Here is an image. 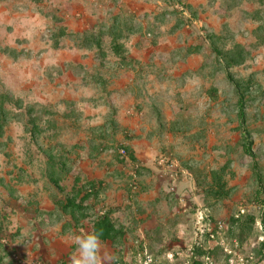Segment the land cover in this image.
<instances>
[{
    "label": "rangeland",
    "instance_id": "1",
    "mask_svg": "<svg viewBox=\"0 0 264 264\" xmlns=\"http://www.w3.org/2000/svg\"><path fill=\"white\" fill-rule=\"evenodd\" d=\"M84 32L99 46L81 47ZM238 43L244 63L223 68L214 46ZM232 80L249 86L255 162ZM0 105V264H72L104 214L124 236L103 252L185 263L201 216L229 227L264 200V0H0ZM85 195L76 222L62 205ZM256 234L209 242L211 261L225 264L226 247L264 264Z\"/></svg>",
    "mask_w": 264,
    "mask_h": 264
},
{
    "label": "trees",
    "instance_id": "2",
    "mask_svg": "<svg viewBox=\"0 0 264 264\" xmlns=\"http://www.w3.org/2000/svg\"><path fill=\"white\" fill-rule=\"evenodd\" d=\"M259 14V13H256ZM255 16V15H254ZM116 32V30L114 31ZM111 33V32H109ZM112 34V33H111ZM209 38L213 41L215 39H218V36L215 34H207ZM77 38H80L81 40V47H87L90 46L92 42L97 44L99 46L100 41L95 38V35L93 33L87 34V33H79L76 35ZM215 55H216V62L221 65L223 68H229L234 65H240L243 64L245 61L244 54L248 53L245 46L241 44H236L232 48H222L218 46H214L213 49ZM233 85L235 87V92L237 94V101H236V114H237V122H238V129L240 131V141L239 146L242 149V153L246 156H250L253 158L255 162V153L253 148V138H252V131L247 126V107H248V100H247V94H248V85L241 83L239 80H232ZM4 97V95H3ZM6 98V97H5ZM5 117L4 107L0 105V127L2 125V118ZM125 151V150H124ZM64 155H58L57 161L53 159V157H50V165H49V178L50 180L56 184L59 185V178L57 177V171L62 170L64 171V163H62ZM64 162V161H63ZM221 179L219 177L215 178V183H218V187L213 190H211V193L214 194L216 197H220L223 194L224 186L222 185ZM93 185V184H92ZM63 189V188H61ZM262 192L261 188H258L257 195ZM89 195H85L79 200H76L74 197L67 198L66 202L62 205L63 210L66 212H69L70 216L74 219H76L77 216L75 214H79V216H84L83 214V206L82 202L85 198H87ZM254 206H256L254 208ZM253 206L254 210L250 211L248 209L245 210L244 213H240V207H238L236 214L232 215L229 218L230 226L226 227L224 226L223 230H220L217 232V230H214V238L210 239L209 236L206 233V230L202 233L198 232L199 237L194 241V244L192 245V250L189 253L188 256V264H205V257L209 256L210 259L212 257V247L210 246L209 242L214 243L216 245L220 239H225L226 236H234L232 235L233 229L237 227L239 229L238 234H236L234 237L238 240L236 246H241L240 242L245 239V233L250 231L252 228L257 232V239L260 236H263V239L258 241L257 247L253 248L251 251L259 256L261 258H264V228L259 229V227L256 225L257 222H260L261 225L264 227V200L256 201L255 205ZM245 207V206H244ZM246 208V207H245ZM206 215V214H205ZM209 220H211L210 215H206ZM78 219H76V222ZM212 221V220H211ZM220 221V220H219ZM218 221H215L212 223H216ZM226 232H225V231ZM98 232L101 234V240L102 241H110L112 244L116 245L118 241L124 236V232L122 227L116 228V225L110 218L108 214H104L101 217L96 218L92 223V230L91 232ZM222 235V233H224ZM233 238V237H232ZM223 239V240H224ZM231 239V238H230ZM170 252V251H169ZM174 253V252H173ZM176 253V252H175ZM225 264H229V256L231 254H228L225 252ZM151 254V253H150ZM204 258V259H203ZM213 258V257H212ZM177 259V258H176ZM186 260V261H187ZM121 261L119 258L115 260V262ZM176 261V260H175ZM182 262H179L177 264H181ZM183 264V263H182Z\"/></svg>",
    "mask_w": 264,
    "mask_h": 264
},
{
    "label": "built area",
    "instance_id": "3",
    "mask_svg": "<svg viewBox=\"0 0 264 264\" xmlns=\"http://www.w3.org/2000/svg\"><path fill=\"white\" fill-rule=\"evenodd\" d=\"M122 154H125V151L124 149H122L120 151ZM246 210V208L243 206V207H240V213H244ZM199 224H201L202 227H199L197 228V230H199L200 233H202L203 231L206 230V233L207 235L209 236L210 239H213L214 238V230H217L220 231V230H223L224 229V223L222 221H218L216 222L215 224L212 223L211 220H209L207 218V216L204 214V216H201L200 217V221L198 220L197 221ZM259 229H263V225H261L260 222H257V224ZM263 239V236H260L259 237V240H262ZM192 245L188 246L187 247V252L188 254L191 252L192 250ZM224 250L228 253V254H233V251L232 250H229L227 249L226 247L224 248ZM180 253L179 252H176V253H173V252H167L165 254V258H167V260H169L171 263H174L175 260H176V256H179ZM140 257L138 259H135L133 261H126V260H121V261H117L115 262V264H146V261H147V258L149 256L152 257L153 259V264H157V259L150 253H146V252H143L141 255H139ZM251 259V256L249 258H245L244 256H242L241 254H237L236 257H230L229 258V264H247L249 262V260ZM205 260H206V263L205 264H213V262L211 261L210 257L209 256H206L205 257ZM183 264H188V261H185V263Z\"/></svg>",
    "mask_w": 264,
    "mask_h": 264
},
{
    "label": "clouds",
    "instance_id": "4",
    "mask_svg": "<svg viewBox=\"0 0 264 264\" xmlns=\"http://www.w3.org/2000/svg\"><path fill=\"white\" fill-rule=\"evenodd\" d=\"M77 255L73 256L72 264H115L116 257L103 252L101 234L98 232L86 233L75 238ZM146 264H153L151 256Z\"/></svg>",
    "mask_w": 264,
    "mask_h": 264
}]
</instances>
